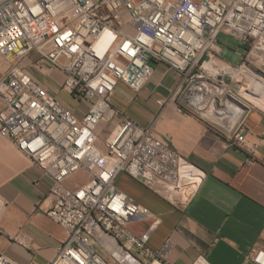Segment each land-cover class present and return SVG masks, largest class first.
Returning a JSON list of instances; mask_svg holds the SVG:
<instances>
[{
    "label": "built area",
    "instance_id": "built-area-1",
    "mask_svg": "<svg viewBox=\"0 0 264 264\" xmlns=\"http://www.w3.org/2000/svg\"><path fill=\"white\" fill-rule=\"evenodd\" d=\"M253 33L263 34L257 57L264 62V0H188L187 7L178 0H0V138L52 180L46 215L67 238L49 264H168L171 240L157 251L149 247L157 219L133 233L131 225L150 221L152 213L118 189L116 179L127 175L172 199L203 173L151 127L114 108L112 96L118 85L137 93L152 75L150 62L167 64L179 78L171 95L183 105L178 111L219 134L227 130L230 147L254 155L264 131L250 142L237 119L250 102L239 93L242 80L264 84L246 65ZM220 34L239 43L238 64L220 58ZM1 59H9L8 68ZM54 71L62 75L58 92L81 105V113L45 85ZM76 174L84 181L70 186ZM5 205L0 197V212ZM248 258L264 264V251L254 248ZM0 264L18 263L0 254ZM190 264L209 263L199 255Z\"/></svg>",
    "mask_w": 264,
    "mask_h": 264
},
{
    "label": "crops",
    "instance_id": "crops-1",
    "mask_svg": "<svg viewBox=\"0 0 264 264\" xmlns=\"http://www.w3.org/2000/svg\"><path fill=\"white\" fill-rule=\"evenodd\" d=\"M150 64L152 75L135 96L118 85L111 105L139 126L151 127L203 176L182 202L163 198L120 174L117 188L152 213L150 221L133 224L131 230L139 235L157 219L148 245L157 251L169 238L168 264H190L199 255L209 264H255L248 258L250 251H264V144L256 154H246L229 146L227 130L219 134L204 119L179 112L180 99L171 98L179 82L176 71L164 63ZM61 78L51 72L52 82L45 85L64 107L81 113V105L58 92ZM256 100L264 104V92ZM237 119L246 139L257 142L264 131V110L250 101L240 107ZM51 185L48 175L0 138V197L6 202L0 212V254L18 264H49L54 259L67 232L46 215Z\"/></svg>",
    "mask_w": 264,
    "mask_h": 264
},
{
    "label": "rangeland",
    "instance_id": "rangeland-1",
    "mask_svg": "<svg viewBox=\"0 0 264 264\" xmlns=\"http://www.w3.org/2000/svg\"><path fill=\"white\" fill-rule=\"evenodd\" d=\"M219 43H220V45L222 47V53L220 55V58L222 60H224V61H227V62L231 63L232 65H236L240 61L241 55H243V53H244L243 50L241 49L239 43L236 40H234L231 37H228V36H226L224 34H220V36H219ZM8 66H9V62L4 61V60H1V68H8ZM242 78H244V77H242ZM49 79H50V77H47L46 78V80H49ZM226 80H227V82H229V79L228 78H226ZM244 80L245 79L242 80V83L245 82ZM240 87H241V84H240ZM245 91L247 92V90H245ZM128 93L130 95H132V96L133 95L135 96V94H136V93L131 92V91H128ZM63 95L65 96V99L67 101L70 100L66 96V94L63 93ZM240 100H242V99H240ZM253 101L255 102V104H254V102H251V103H253L255 106L259 107L260 109L264 110V104L259 103L256 99H253ZM242 102H247V101L242 100ZM100 132H104V127L100 130ZM104 137H105V134L104 133H102L101 136L99 137V142L97 144L100 147L103 146V139H104ZM83 181H84V177L82 176V174H76L75 176L71 177L67 181V183L70 186H74V185H80ZM195 182L186 184L185 187L183 188L182 192L180 194H177L176 196H173L172 200L174 198L179 199V200H182V201L188 199V197L190 196L191 192H193V190L195 188L194 187L195 184H196ZM153 264H155V263H153Z\"/></svg>",
    "mask_w": 264,
    "mask_h": 264
},
{
    "label": "bare ground",
    "instance_id": "bare-ground-1",
    "mask_svg": "<svg viewBox=\"0 0 264 264\" xmlns=\"http://www.w3.org/2000/svg\"><path fill=\"white\" fill-rule=\"evenodd\" d=\"M188 0H178V7H187ZM263 44V34L262 33H253L251 38L248 40V47L246 49V65L250 68L258 72L261 76H264V62L258 58V54L260 52V46ZM9 62V59H1ZM259 75V76H260ZM247 83H242L239 89V93L244 98L254 102L253 99H258L262 96L264 92V84L262 82H258V80H247ZM245 90H251L252 95L245 92ZM255 104V102H254ZM123 263L130 264L127 260L122 259ZM156 264V263H155ZM158 264V263H157Z\"/></svg>",
    "mask_w": 264,
    "mask_h": 264
}]
</instances>
